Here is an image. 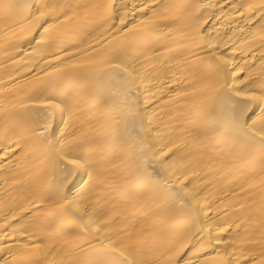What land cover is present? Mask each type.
Instances as JSON below:
<instances>
[{
	"label": "bare ground",
	"instance_id": "obj_1",
	"mask_svg": "<svg viewBox=\"0 0 264 264\" xmlns=\"http://www.w3.org/2000/svg\"><path fill=\"white\" fill-rule=\"evenodd\" d=\"M0 264H264V0H0Z\"/></svg>",
	"mask_w": 264,
	"mask_h": 264
}]
</instances>
